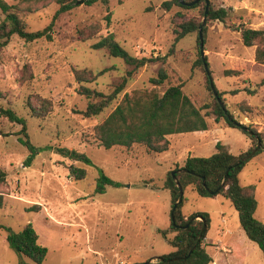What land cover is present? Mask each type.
<instances>
[{"label":"rangeland","instance_id":"374dc122","mask_svg":"<svg viewBox=\"0 0 264 264\" xmlns=\"http://www.w3.org/2000/svg\"><path fill=\"white\" fill-rule=\"evenodd\" d=\"M164 1L168 0H111L108 6L86 5V0L74 3L72 10L56 17L50 39L25 42L13 35L1 50L0 108L24 118L30 142L47 149L24 166L30 152L19 142L21 126L0 117V169L7 175L0 208V264H34L9 246L4 230L18 233L28 224L47 249L41 264H134L152 255H168L173 248L158 233L171 224V195L165 189L168 175L172 177V170L182 166L187 157L214 154L217 142L227 145L233 155L252 146L246 134L228 127L225 121H215V98L199 62L197 31L176 43L174 54L162 66L167 73L164 83L150 82L161 66L151 64L128 79L118 99L100 115H82L90 100L78 93L74 69H108L84 86L110 94L132 68L104 49H92L97 39L80 41L78 30L99 23L98 37L113 34L130 55L164 56L173 44L177 24L192 17L200 23L204 19V5L194 10L174 6L165 11L160 8ZM207 1L208 7L228 10L225 24L205 18L203 26L204 55L213 85L235 120L261 134L264 141V64L255 62V47H245L240 34L228 28L229 24H244L264 30V0ZM57 10L58 5L49 2L37 12L21 13L20 18L27 31L35 32L48 26ZM107 11L111 12L109 25ZM3 18L0 11V22ZM226 71L238 74L225 76ZM178 84L205 116L207 131L170 135V149L160 154H150L138 145L130 149L98 145L93 127L113 111L124 94L153 90L161 96L169 86ZM40 99L52 105L43 118L35 117L30 109L38 108ZM62 148L85 154L91 165L64 157L57 151ZM71 166L85 169V179L75 181L69 173ZM101 172L118 186L108 185L104 193L97 194ZM239 181L242 186H255V218L264 223V150L248 159ZM181 208L185 216H208L204 245L213 264H264V255L247 239L237 211L224 196L202 197L193 186H186Z\"/></svg>","mask_w":264,"mask_h":264},{"label":"trees","instance_id":"16d2710c","mask_svg":"<svg viewBox=\"0 0 264 264\" xmlns=\"http://www.w3.org/2000/svg\"><path fill=\"white\" fill-rule=\"evenodd\" d=\"M15 4H8L0 0V11L4 18L0 22V53L8 44L11 36L16 35L25 42H33L42 38L50 39V32L56 17L62 13L73 9L77 0H14ZM111 0H86V5L100 3L108 6ZM52 2L58 5L52 21L42 30L29 32L26 30L25 23L21 20V13L37 12L45 4ZM185 4L194 3L191 6L183 5L179 0H168L161 3L160 8L169 11L172 7H179L183 10H194L203 6L202 17L206 21L226 22L228 10L226 8L216 9L209 4L208 12L205 13L204 0H183ZM111 12L107 11L105 16L106 24H110ZM201 25L198 18H190L176 25L174 32V41L168 53L164 56H151L136 58L130 55L116 41L113 34L98 37L101 31L99 23H94L78 30V39L82 42L97 39L92 44L94 50H106L110 57L121 59L125 64L131 66L121 83H119L110 94H103L91 90L84 84H91L99 77L104 75L108 69L91 71L86 69H74V80L79 84L78 93L90 100L86 109L82 112L85 118H91L100 115L107 109L119 94L125 89L128 79H131L140 69L151 64L159 63L157 76L151 78L150 82L154 85H161L167 79V73L163 69L167 59L175 52V45L186 35L198 32ZM231 31L240 34L241 42L245 47H255L254 60L258 64H264V30H255L245 27L244 24L235 26L229 24ZM206 28L203 27V39ZM199 40V38H198ZM199 62L203 65L201 56ZM205 63L207 58L205 56ZM204 68V67H203ZM205 71V70H204ZM206 73V72H205ZM237 71H226L225 76L237 75ZM207 83L210 87L211 76L206 74ZM211 89V87H210ZM212 91V90H211ZM253 93L254 90H249ZM213 94V93H212ZM221 104L214 100L212 113L215 115V121H225L228 127L240 130L246 134L252 141V146L239 155H233L227 145L217 142L215 153L208 157H187L182 166L174 168V179L168 175L165 183L171 195V224L166 230H158L173 251L168 255L161 256V261L145 264H211L213 258L207 252L204 241L208 231V216L204 213L185 216L182 212L183 196L180 198L177 183L182 191L186 186H193V189L202 197H212L222 195L228 199L238 213L239 223L247 239L255 243L264 255V223L255 218L257 209V200L255 197V186H242L239 181V174L248 160L244 158L250 154L257 146V139L260 140V147L257 152L264 150V141L261 134L254 130L243 131L234 116L227 109L222 99V93L218 92ZM31 106V105H30ZM51 102L46 99H40L38 108L30 107L35 117L43 118L51 111ZM0 117L5 118L10 123L21 126L18 135L19 142L28 149L30 156L25 160L24 166L31 164L35 154L47 149L34 146L27 134V126L24 118L19 117L9 108H0ZM208 126L205 116L201 110L196 108L189 97L184 95L182 85L169 86L165 92L159 96L155 91L136 90L132 94H124L118 105L113 111L99 124L93 127L92 136L98 142L100 147L111 149L113 147H123L130 149L134 145L142 146L150 154H160L170 149L168 136L175 134H187L200 131H207ZM58 153L73 161L91 165L90 159L83 153L66 148L58 149ZM70 175L75 181L85 179L86 170L71 166ZM6 173L0 169V208L3 206L2 188L6 184ZM117 187L118 184L107 178L102 172L98 178L96 190L97 194L105 192L106 186ZM199 217L200 220L196 218ZM186 227V228H185ZM4 230L8 233L7 241L9 246L19 255L26 256L34 264H41L46 256L47 249L38 242V235L33 227L28 224L20 232L15 233L10 229ZM174 233L172 239L168 234ZM135 263V264H143Z\"/></svg>","mask_w":264,"mask_h":264},{"label":"water","instance_id":"95a60500","mask_svg":"<svg viewBox=\"0 0 264 264\" xmlns=\"http://www.w3.org/2000/svg\"><path fill=\"white\" fill-rule=\"evenodd\" d=\"M84 1H85V0H79V1H76L75 4H76V5H80V4H82ZM204 1L206 2V3H205V13H204V15L206 16V14H207V12H208V1H207V0H204ZM179 2H180L181 4H183V5H187V6H191V5H193L194 3H196V2H194V3L185 4V3L183 2V0H179ZM204 24H205V17H204V19H203L201 25H200L199 28H198L199 52H200V56H201L202 61H203V67H204V70H205L206 74H207L208 76H210V72H209L208 66H207V64L205 63V55H204V39H203V34H202V29H203ZM210 87H211V90H212L213 96H214V97L216 98V100L221 104V101H220V99H219V97H218V94H217L216 88L214 87L212 80H210ZM241 128H242L243 131H248V129H247L246 127H241ZM260 145H261L260 140L257 139V146H256V148H255L254 150H252V151L250 152V154L247 155V156L244 158V161H245V160H248L251 156H253V155L257 152V150L259 149ZM174 176H175V172H172V178H173V179H174ZM177 186H178V189H179V196H180V198H181V197L183 196V191H182V189H181V186H180L178 183H177ZM197 218H199V217H197ZM197 218H196V219H197ZM199 219H200V218H199ZM185 228H186V227H185ZM155 260H156V261H158V260L161 261V257H156ZM150 262H151V261H148V262H146V263H150ZM143 264H145V263H143Z\"/></svg>","mask_w":264,"mask_h":264},{"label":"crops","instance_id":"0c3cea01","mask_svg":"<svg viewBox=\"0 0 264 264\" xmlns=\"http://www.w3.org/2000/svg\"><path fill=\"white\" fill-rule=\"evenodd\" d=\"M159 255H152V256H149L148 259H146L145 261H141V262H148V261H153L156 257H158ZM214 262V261H213ZM213 262L211 264H213ZM140 263V262H138ZM135 264V263H134Z\"/></svg>","mask_w":264,"mask_h":264}]
</instances>
